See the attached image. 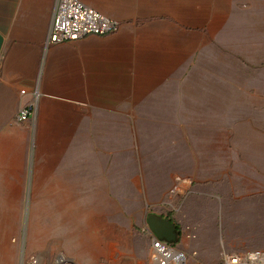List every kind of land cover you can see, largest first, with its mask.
Returning <instances> with one entry per match:
<instances>
[{
  "label": "rangeland",
  "instance_id": "1",
  "mask_svg": "<svg viewBox=\"0 0 264 264\" xmlns=\"http://www.w3.org/2000/svg\"><path fill=\"white\" fill-rule=\"evenodd\" d=\"M180 4L194 18L193 26L185 21V58L175 67L183 91L173 85L151 106L137 102L134 121L121 108L119 124L102 126L104 139L88 155L83 190L99 200L88 213V205H57L56 219L38 221L22 204L18 218L0 214V264H106L107 255L115 264H158L152 213L174 222L171 243L187 252V264L264 249V0ZM110 18L116 31L84 37L119 32L122 22ZM6 26L0 33L14 34ZM100 180L110 186H91Z\"/></svg>",
  "mask_w": 264,
  "mask_h": 264
},
{
  "label": "crops",
  "instance_id": "2",
  "mask_svg": "<svg viewBox=\"0 0 264 264\" xmlns=\"http://www.w3.org/2000/svg\"><path fill=\"white\" fill-rule=\"evenodd\" d=\"M83 1L120 20V31L48 43L57 0H0V28L7 24L15 29L3 36V44L13 46L0 54L4 218H18L22 204H30L39 221L56 219L57 205L86 207L99 201H89L83 189L89 187L88 155L95 156L96 141L104 139L102 126L110 132L119 124L121 108L128 109L127 116L134 121L137 102L151 106L153 97L174 90L173 85L176 92L183 91L181 83L175 84L180 80L175 67L185 58V21L190 19L193 26L194 18L183 13L181 0ZM217 18L214 28L222 23ZM30 105L29 115L20 120L21 111ZM103 181L91 186L108 188ZM88 209L89 205L84 212ZM67 215L63 212L59 218ZM107 256L106 264L116 263Z\"/></svg>",
  "mask_w": 264,
  "mask_h": 264
},
{
  "label": "built area",
  "instance_id": "3",
  "mask_svg": "<svg viewBox=\"0 0 264 264\" xmlns=\"http://www.w3.org/2000/svg\"><path fill=\"white\" fill-rule=\"evenodd\" d=\"M119 22L82 0H57L56 10L49 33V42L59 43L80 39L89 34H105L116 31ZM25 93V89L21 90ZM24 108L19 119L24 120L30 113ZM154 256L158 264H187V252L173 246V243L158 238L149 230ZM258 252V251H257ZM253 253V252H252ZM251 260L244 253L230 254L222 264H245Z\"/></svg>",
  "mask_w": 264,
  "mask_h": 264
},
{
  "label": "water",
  "instance_id": "4",
  "mask_svg": "<svg viewBox=\"0 0 264 264\" xmlns=\"http://www.w3.org/2000/svg\"><path fill=\"white\" fill-rule=\"evenodd\" d=\"M3 41L4 37L0 33V50L3 45ZM147 220L150 227V231L155 234L158 238H161L168 242H173L176 240V227L173 221L161 218L153 213L150 214Z\"/></svg>",
  "mask_w": 264,
  "mask_h": 264
},
{
  "label": "bare ground",
  "instance_id": "5",
  "mask_svg": "<svg viewBox=\"0 0 264 264\" xmlns=\"http://www.w3.org/2000/svg\"><path fill=\"white\" fill-rule=\"evenodd\" d=\"M241 252L237 251L234 254H240ZM243 254V253H242ZM244 255H246L247 258L251 257V260L248 259L249 262L245 264H264V249L253 251L252 252H245ZM228 255H226L227 257Z\"/></svg>",
  "mask_w": 264,
  "mask_h": 264
},
{
  "label": "flooded vegetation",
  "instance_id": "6",
  "mask_svg": "<svg viewBox=\"0 0 264 264\" xmlns=\"http://www.w3.org/2000/svg\"><path fill=\"white\" fill-rule=\"evenodd\" d=\"M175 231H176V229H175Z\"/></svg>",
  "mask_w": 264,
  "mask_h": 264
}]
</instances>
